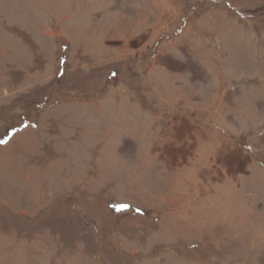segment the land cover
<instances>
[{"label":"rangeland","instance_id":"rangeland-1","mask_svg":"<svg viewBox=\"0 0 264 264\" xmlns=\"http://www.w3.org/2000/svg\"><path fill=\"white\" fill-rule=\"evenodd\" d=\"M0 264H264V0H0Z\"/></svg>","mask_w":264,"mask_h":264}]
</instances>
